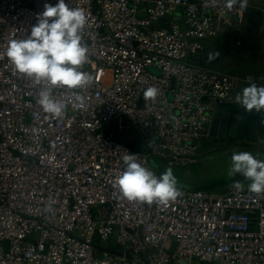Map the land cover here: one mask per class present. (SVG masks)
Listing matches in <instances>:
<instances>
[{
    "label": "built area",
    "instance_id": "built-area-1",
    "mask_svg": "<svg viewBox=\"0 0 264 264\" xmlns=\"http://www.w3.org/2000/svg\"><path fill=\"white\" fill-rule=\"evenodd\" d=\"M46 3L58 0H0V264H264V193L179 188L161 205L129 201L115 185L125 155L157 175L155 157L198 162L216 107L238 104L237 80L193 58L245 23L249 0L231 11L224 0H65L88 17L82 70L95 79L77 90L82 107L72 90L52 89L67 103L62 118L37 103L46 82L5 55ZM153 86L157 97L143 100ZM258 120L264 127V110ZM132 128L144 151L117 140ZM112 237L116 254L100 247Z\"/></svg>",
    "mask_w": 264,
    "mask_h": 264
},
{
    "label": "clouds",
    "instance_id": "clouds-1",
    "mask_svg": "<svg viewBox=\"0 0 264 264\" xmlns=\"http://www.w3.org/2000/svg\"><path fill=\"white\" fill-rule=\"evenodd\" d=\"M247 7V0H224V7L231 11L235 5ZM88 17L82 8H72L65 0H58L53 6L44 5V11L37 14V24L31 28L26 39L10 38L5 55L15 71L36 82H46L39 90L37 103L45 113L55 118L66 114L67 103L54 98L53 88H66L71 91L73 102L79 107L85 105V97L80 91L94 82V75L83 71L88 62L89 48L83 42V33ZM219 52H210L208 61L219 57ZM250 83L235 95V102L245 110L257 112L264 110V86L258 87L251 77ZM156 87L147 88L145 100H154L158 95ZM151 146V145H150ZM123 172L116 178L115 185L120 194L129 201L166 205L181 195L178 179L171 167L157 175L154 171L137 161L136 155L123 157ZM237 174L250 181L248 191L264 193V160L256 158L247 151L234 152L231 155L229 177ZM232 187L242 190L240 181Z\"/></svg>",
    "mask_w": 264,
    "mask_h": 264
},
{
    "label": "crops",
    "instance_id": "crops-1",
    "mask_svg": "<svg viewBox=\"0 0 264 264\" xmlns=\"http://www.w3.org/2000/svg\"><path fill=\"white\" fill-rule=\"evenodd\" d=\"M245 20L244 29L236 31L237 33L235 35L237 36V40L235 41V48L232 47L233 29L228 28L223 31L215 46H212V43L206 44V51L203 57V66L207 69L224 72L237 80L236 88L233 91L234 96L249 85L250 81L247 79L248 77H251L258 87L264 86V0H249V7L245 11ZM215 51L220 53L219 57L209 62L208 54ZM231 107L247 112L249 124L245 137L232 145L235 150L243 147L245 145L244 143L251 146L264 147V141L260 139L258 131L259 127H261L258 120L259 112L254 109L249 112L239 104H234ZM132 131L134 130L126 134L128 141ZM251 136H255L256 138L253 139ZM223 141L230 145L232 144L227 139L217 143L216 139L210 137L209 127L207 135L199 142L201 144L200 150L202 151L206 142L216 145ZM129 143H131L129 146L133 150L144 151V148L140 147L141 141L137 134L132 137V141ZM261 160H264V156ZM197 165L196 163L193 166ZM186 174L190 173L186 172ZM200 188L202 187L199 186L193 189L201 190Z\"/></svg>",
    "mask_w": 264,
    "mask_h": 264
},
{
    "label": "rangeland",
    "instance_id": "rangeland-1",
    "mask_svg": "<svg viewBox=\"0 0 264 264\" xmlns=\"http://www.w3.org/2000/svg\"><path fill=\"white\" fill-rule=\"evenodd\" d=\"M177 23L180 25L181 30L184 32L186 30V27L184 26V22L182 21L181 17L177 19ZM244 26L245 23L241 26L235 25L234 27H232V32L234 33L232 42L233 48H235V41L237 40V36L235 35L237 33L236 31H241V29H244ZM219 38H215L205 42V47L206 44L208 45L209 43H212V46H215L216 43H218ZM204 53L198 54L196 57H194V61L201 65H204ZM132 130L134 129L132 128ZM136 134L138 136V132L136 130L132 131L129 141L124 135L121 137L118 136L117 140L130 145L131 143L129 142L132 141V137ZM244 144L245 145H243V147L235 150L232 145L228 144L225 141L216 145L206 142L202 151L200 150L201 144H199L197 166H190L188 168L171 167L173 169L174 175L178 179V187L187 190H195L193 188L201 186V190L206 189L207 191H212L215 193H227L234 190L232 185L235 181H240L242 185L247 186L250 181L244 179L239 174L234 177L228 176V171L231 164V155L234 152L247 151L252 153L256 158L261 159L264 156V147L251 146L247 143ZM140 147H143L145 150L143 142H141ZM152 162H154V169H156L159 175L163 173L167 168H169V166L166 164V161L160 158H152ZM186 172H189L190 174H186ZM115 242V237H112L106 243H100V247H102L103 249L109 248L114 250L116 249ZM174 249L175 242L172 241L171 251H174Z\"/></svg>",
    "mask_w": 264,
    "mask_h": 264
},
{
    "label": "water",
    "instance_id": "water-1",
    "mask_svg": "<svg viewBox=\"0 0 264 264\" xmlns=\"http://www.w3.org/2000/svg\"><path fill=\"white\" fill-rule=\"evenodd\" d=\"M247 116V112L234 109L231 106L216 107L210 126V137L216 139L217 143L225 139L232 144L242 140L248 130ZM258 131L260 139L264 141V127H259ZM251 138L255 139L256 137L251 136ZM110 252L116 254L114 250H110Z\"/></svg>",
    "mask_w": 264,
    "mask_h": 264
},
{
    "label": "trees",
    "instance_id": "trees-1",
    "mask_svg": "<svg viewBox=\"0 0 264 264\" xmlns=\"http://www.w3.org/2000/svg\"><path fill=\"white\" fill-rule=\"evenodd\" d=\"M231 145H233V144H231ZM153 168H154V162H153ZM156 170V169H155Z\"/></svg>",
    "mask_w": 264,
    "mask_h": 264
}]
</instances>
